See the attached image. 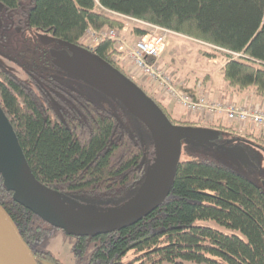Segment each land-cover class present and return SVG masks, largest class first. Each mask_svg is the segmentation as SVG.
<instances>
[{"label": "trees", "instance_id": "obj_1", "mask_svg": "<svg viewBox=\"0 0 264 264\" xmlns=\"http://www.w3.org/2000/svg\"><path fill=\"white\" fill-rule=\"evenodd\" d=\"M0 5L26 29L88 48L131 80L114 42L86 47L82 39L90 29L122 30L118 15L158 26L213 48L215 52L198 49L208 60L224 55L220 71L227 87L253 89L264 98V0H0ZM133 34L141 37L146 30L136 27ZM190 45L188 41L173 47V59ZM28 55L35 70L26 65L25 80L9 77L0 87V102L36 179L53 193L115 205L134 199L139 193L127 197L141 183L142 188L147 166L154 164V149L149 152L125 127L128 116L119 105L112 110L81 95L72 78L74 83L82 81L58 66L49 51L26 50ZM161 63L177 81L172 66ZM212 78L207 74L202 84ZM145 84L148 87L149 80ZM156 103L166 113L165 105ZM198 115L183 113L186 121L180 123L167 116L174 124L199 127L203 119ZM210 125L226 128L219 116ZM183 153L187 159L179 163L170 194L156 210L126 229L76 237L80 254L89 243L94 246L88 264H264L263 187L186 145ZM0 204L29 246L55 228L14 201L1 175ZM198 221H214L243 237ZM33 252L40 264H60L49 253Z\"/></svg>", "mask_w": 264, "mask_h": 264}, {"label": "water", "instance_id": "obj_2", "mask_svg": "<svg viewBox=\"0 0 264 264\" xmlns=\"http://www.w3.org/2000/svg\"><path fill=\"white\" fill-rule=\"evenodd\" d=\"M45 40L52 42L54 39ZM61 44L67 50L62 47L60 53L55 54L57 65L70 76L95 83L123 110L135 116L154 137L155 159L146 185L134 199L116 210L97 215L75 213L36 179L12 125L0 107V175L4 185L13 193L14 201L55 228L77 238L92 237L126 229L147 217L170 194L186 139L216 145L246 157L241 148L216 143L221 137L218 131L174 124L140 86L88 48ZM261 186L264 189V183ZM0 264H40L15 221L1 204ZM43 264L56 263L44 261Z\"/></svg>", "mask_w": 264, "mask_h": 264}, {"label": "rangeland", "instance_id": "obj_3", "mask_svg": "<svg viewBox=\"0 0 264 264\" xmlns=\"http://www.w3.org/2000/svg\"><path fill=\"white\" fill-rule=\"evenodd\" d=\"M0 9H3V6L0 5ZM118 18H120L122 22H124V28L122 30L117 28H112L108 30L104 29L103 31H97V33L106 32V31H115V33H118L119 36H122L125 41L129 42L130 44H133L140 38V36H136L135 34H133L134 28L141 27L144 30H146V33L148 34L154 32L152 29L149 28V26H146L141 21L132 18L131 19L125 18L119 15ZM29 33L35 34L36 31L33 29ZM154 33L157 35L163 34L162 31H158V33L156 32ZM90 36L92 35H90L88 32L82 39V43L86 47L87 46L93 47L95 45L92 43ZM124 36H128V40ZM34 37L35 36H30V39H33ZM188 41H191L192 46L191 45L190 46L192 48L190 49H192L191 53L193 55L185 56L180 52L177 53V56H175V58L176 61L178 62V65L182 67V71L189 73V76L191 77L190 80L191 83L196 84L198 83V81L202 82L204 81L205 78L204 74H210L213 77L212 83L213 82L216 83L218 81V83L224 84L225 81L220 72V68L223 65V63H225L226 61L225 56L219 55L215 57V59L213 60H208L205 56L199 55L198 49H202L210 52H215V50H213V48H210L208 45L197 42L196 40H191L187 37H181V35L179 34L177 35L168 34L165 41V46L168 47L165 48L163 52V56H165L163 61L169 62L171 60L169 52L170 50L174 52V48L171 47L172 44L181 46L187 44ZM39 44L43 49H50V48L62 49L63 47L61 43L56 42L54 40L49 43L39 42ZM63 50H67V49L63 47ZM220 52L222 54L225 53V51H220ZM163 64L165 63H161V65ZM12 69L17 74L19 73V70H17L15 67H12ZM124 71L125 73L130 75V77H132L135 83H137L140 86H143L144 89L148 91V94L152 96L156 101L164 105L167 104L166 106L164 105L163 106L165 107L167 115L169 114L172 120L176 121V123L186 121V119H181L182 113L179 111V110H184V107L176 106L173 102H170L169 100H168L169 102L166 103V101H164L166 100V98L164 97L162 92H160L159 89H157V87L154 88L152 86L153 84H151L150 81L148 87L146 86L145 84V80L147 79L146 76L134 72V68L130 66H126V68H124ZM72 81L76 82L73 78ZM181 81H174V82L180 87L183 85L182 84L183 82ZM73 84L75 85V87L77 88L78 92L81 95L93 100L96 104L112 110L116 109V106L118 104L115 102V100H113L109 95H107L95 83L85 80L80 83H73ZM202 94L208 96L210 100L218 99V98L210 97L208 93L207 94L202 93ZM123 111L128 116V120L125 124V127L130 132L137 135L143 141L146 147L150 148L149 149L150 152L153 149V143L155 142L153 135L135 116L126 112L125 110ZM198 114H199L198 117H202L203 119L202 120L203 122L200 121V123L198 124L199 127L212 129L221 133V137L218 140H216V143L220 145L223 144L231 147L241 148L246 154V157L242 158L216 145H209L207 143H198L194 140L186 139L183 141V145L188 146L189 150L195 152L197 155L208 158L220 165L230 168L235 172L240 173L243 176L251 179L257 185L261 186L264 183V150L261 148V147L264 148V142L262 140L264 138H261V140L259 139L260 137H263V131L261 130V128L252 125L250 126L249 124L241 125L239 123L231 122V121H228V123H226L227 118L224 121V124H226V128L224 129L216 128L215 125L212 126L210 125V121L213 120L214 118L216 119V116H212L211 114H201L200 112ZM181 159L186 160L187 155L183 153ZM147 167H151V164H148ZM148 179H149V173L147 175V178L143 182V186L146 185ZM141 185L142 183L139 186H137L136 189L132 191L127 198H131L136 193H139V189ZM53 196L58 197L60 199L59 201L63 202L64 204L63 203L62 204L65 205L69 210L75 213H82L88 215L101 214L110 210L117 209L122 205V204L115 205L109 203L107 204L106 201L102 202L101 200H91L85 197L69 196L65 193H53ZM197 224L202 226H210L215 229L226 232L228 234L237 233L238 235L242 236L239 232L232 231L224 226H220L214 221H198ZM76 241H77L76 237L66 234L61 229L52 227L44 234V236L41 239H39L38 241L31 242L30 248L33 251H42L49 253L51 256L57 259L60 264H88L90 254L94 246L92 245V243H89L87 248L85 249V252L83 254H80L79 250L76 248Z\"/></svg>", "mask_w": 264, "mask_h": 264}, {"label": "built area", "instance_id": "obj_4", "mask_svg": "<svg viewBox=\"0 0 264 264\" xmlns=\"http://www.w3.org/2000/svg\"><path fill=\"white\" fill-rule=\"evenodd\" d=\"M144 24L149 26L154 32L162 31L163 34L146 33L136 42L130 44L115 31L97 33L90 29L87 33L89 32L92 35L90 39L93 44L105 40L114 42L121 52L119 56L120 63L133 67L134 72L146 76L150 83L154 84L162 92L165 98L193 113L200 112L201 114H211L212 116L217 114L225 115L231 122L241 125L249 123L252 126L261 128L264 135V106H237L227 100H210L208 96L203 94L192 96L181 91L167 72L159 65L167 35L175 33L152 24Z\"/></svg>", "mask_w": 264, "mask_h": 264}, {"label": "flooded vegetation", "instance_id": "obj_5", "mask_svg": "<svg viewBox=\"0 0 264 264\" xmlns=\"http://www.w3.org/2000/svg\"><path fill=\"white\" fill-rule=\"evenodd\" d=\"M32 30L30 28L26 29V25L7 12L4 7L0 9V87L11 76H17L20 80H25L26 65L29 66L30 70H35L30 62H26L31 59L29 55L26 58V50H32L34 53L49 51V56L52 55L53 61H55V54L60 53L59 48L43 49L39 42L47 43L48 41L45 38H49V36L37 33L36 30L35 34L29 33ZM30 36L35 37L30 39ZM36 65L38 66V64ZM12 67L19 70V73L17 74ZM1 97L0 92V101ZM0 107L2 108L1 102Z\"/></svg>", "mask_w": 264, "mask_h": 264}, {"label": "crops", "instance_id": "obj_6", "mask_svg": "<svg viewBox=\"0 0 264 264\" xmlns=\"http://www.w3.org/2000/svg\"><path fill=\"white\" fill-rule=\"evenodd\" d=\"M124 37L128 40V36H124ZM181 37H184V36H181ZM49 38H51V37H49ZM175 46H176L175 44H172L171 47H175ZM167 47L168 46H164L159 61H162L168 65L170 64L172 66L171 67L172 72L175 71V75L177 77H179V78H177V81L183 80V81H181V82H183L182 86L184 87V88H182L184 90L181 89L183 92L188 93L189 95H192V96H198L202 93H204V94L208 93L210 95V97L218 98L220 100H227V101L235 103L237 106H244V105H246V106H248V105L264 106V98H261L258 95H256L254 93L253 89L238 91L236 89L227 87L226 83L220 84V83H218V81L216 83L215 82L212 83L213 80H208L207 82L205 81V84H202L201 81H198V83H196V84H192L190 81L191 77L189 76V73L182 71V67L180 65H178V62H176V59L175 60L173 59V57H174L173 55L175 53L172 50H170V52H169V55L171 57L170 61L172 63L170 61L169 62L163 61L164 57H165V56H163V52H164L165 48H167ZM191 51L192 50L189 49V51H182L181 53L184 54L185 56H192L193 54L191 53ZM123 66H124V68H126L127 65L124 64ZM199 66H201V65H199ZM204 75L206 76L207 74H204ZM168 100L169 99H166L164 101H166V103H168L169 101L173 102L171 100H169V101ZM174 104L176 106H181V105L176 104V103H174ZM181 107H183V106H181ZM179 111L182 114L183 113H187V114L190 113L186 108H184V110H179ZM219 117H222L223 121L226 120V118L224 116H219ZM226 123H228L227 120H226Z\"/></svg>", "mask_w": 264, "mask_h": 264}, {"label": "bare ground", "instance_id": "obj_7", "mask_svg": "<svg viewBox=\"0 0 264 264\" xmlns=\"http://www.w3.org/2000/svg\"><path fill=\"white\" fill-rule=\"evenodd\" d=\"M131 19V18H130Z\"/></svg>", "mask_w": 264, "mask_h": 264}]
</instances>
